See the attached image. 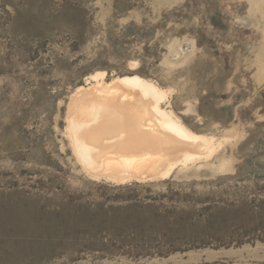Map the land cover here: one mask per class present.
Wrapping results in <instances>:
<instances>
[{"label": "rangeland", "instance_id": "374dc122", "mask_svg": "<svg viewBox=\"0 0 264 264\" xmlns=\"http://www.w3.org/2000/svg\"><path fill=\"white\" fill-rule=\"evenodd\" d=\"M100 70L217 152L93 178L67 113ZM0 264H264V0H0Z\"/></svg>", "mask_w": 264, "mask_h": 264}, {"label": "bare ground", "instance_id": "6f19581e", "mask_svg": "<svg viewBox=\"0 0 264 264\" xmlns=\"http://www.w3.org/2000/svg\"><path fill=\"white\" fill-rule=\"evenodd\" d=\"M86 78L70 95L67 131L93 178L115 182L167 177L178 166L208 159L220 142L189 129L162 101L168 91L138 74Z\"/></svg>", "mask_w": 264, "mask_h": 264}]
</instances>
